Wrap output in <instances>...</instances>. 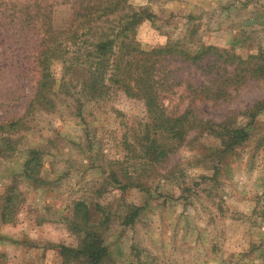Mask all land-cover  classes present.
Returning <instances> with one entry per match:
<instances>
[{"label": "rangeland", "instance_id": "1", "mask_svg": "<svg viewBox=\"0 0 264 264\" xmlns=\"http://www.w3.org/2000/svg\"><path fill=\"white\" fill-rule=\"evenodd\" d=\"M22 1L0 0V122L22 124L11 133L13 149L0 137V209L6 187L13 185L23 197L13 222L0 221V264H62L59 246L78 243L68 231L75 201L113 203L117 212L125 211L123 205L141 208L132 226L114 221L107 232L111 264H264V110L254 118L247 113L264 100V82L238 83L225 98H191L190 89L208 85L214 70L167 60L164 72L173 93L162 95L164 107L245 128L246 140L228 150L202 125L148 172L149 179H141L145 190L121 192L110 184L97 198L108 172L120 169L133 178L141 173L124 140L133 144L139 133L147 118L144 103L112 90L96 102L83 98L82 119L70 108L72 98L53 112L30 107L35 72L27 63L18 70L13 58L32 53L36 42L17 39L32 30L20 29L3 5ZM126 6L115 19L131 10L151 14L134 27L141 49L178 43L191 51L214 46L242 58L264 53V0H127ZM69 16V6H57L54 26L66 28ZM30 150L40 152L41 183L20 175Z\"/></svg>", "mask_w": 264, "mask_h": 264}, {"label": "trees", "instance_id": "2", "mask_svg": "<svg viewBox=\"0 0 264 264\" xmlns=\"http://www.w3.org/2000/svg\"><path fill=\"white\" fill-rule=\"evenodd\" d=\"M126 2L23 0L17 4H3L8 9L7 17L21 23L20 29L26 26L32 30L29 36L25 34L17 36V39L26 44L36 42L32 53L24 58H13L18 70H25L28 65L29 70L35 72L30 107L53 112L60 102L72 98L74 104L70 108L76 117L82 119L83 98L96 102L106 98L112 90L121 91L129 98L141 99L144 103L147 118L139 124V133L133 135V144L124 140V149L138 161L141 173L133 178L120 169L108 172L104 179L106 182L95 190L97 198L107 192L110 184L118 186L121 192L128 188L145 190L146 184L141 179H149L148 172L165 163L166 158L183 145L188 134L202 125L228 150L246 140L245 128L203 121L191 109L175 115L164 107L162 95L173 93V85L164 72L167 60L179 59L199 69L214 70L208 85L190 89L191 98H225L228 95L226 90L235 89L238 83L242 85L247 80L264 82V53L261 52L242 58L214 46H200L191 51L178 43L141 49L133 40L134 27L152 17L147 9H140L131 10L129 14L125 11L115 19L116 14L127 8ZM62 5L69 6V24L66 28L57 29L53 24L54 10ZM16 45L22 43L16 41ZM262 110L264 100L256 102L247 113L254 118ZM21 126L20 119L0 122V137L5 147L13 149L11 133ZM133 147L138 150H132ZM113 163L118 164L117 161ZM39 167L40 152L30 150L20 175L26 180L41 183L37 176ZM1 199L0 221L12 223L23 202L22 194L10 185L5 188ZM122 207L125 211L117 212L113 210V203L73 202L68 231L76 236L78 243L76 247L59 246L61 263L111 264L105 244L107 232L114 221L121 226H132L141 210L132 205ZM118 213H122V219Z\"/></svg>", "mask_w": 264, "mask_h": 264}]
</instances>
